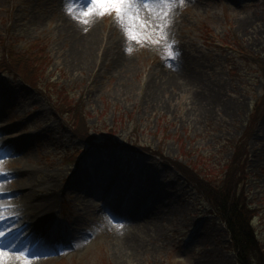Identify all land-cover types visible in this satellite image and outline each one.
Segmentation results:
<instances>
[{"label": "rangeland", "instance_id": "rangeland-1", "mask_svg": "<svg viewBox=\"0 0 264 264\" xmlns=\"http://www.w3.org/2000/svg\"><path fill=\"white\" fill-rule=\"evenodd\" d=\"M173 3L166 38L162 13L141 8L146 27L132 42L114 13L85 18L88 0H0V58L22 64V76L0 74V144L21 148L0 155V200L19 213L14 253L27 247L34 264H237L191 175L237 188L227 176L244 147L238 193L264 238V0ZM82 124L170 163L133 148H83L74 137ZM76 168L88 181L67 187ZM41 213L50 218L34 227Z\"/></svg>", "mask_w": 264, "mask_h": 264}, {"label": "trees", "instance_id": "trees-1", "mask_svg": "<svg viewBox=\"0 0 264 264\" xmlns=\"http://www.w3.org/2000/svg\"><path fill=\"white\" fill-rule=\"evenodd\" d=\"M33 48H37V45ZM28 51L32 52L31 49ZM16 65L20 66L22 64L20 59L15 58L12 55H9L8 59L4 58V56L0 58V69L4 70L7 68L13 73H20ZM35 65L37 66V63H35ZM84 129L85 127H83L82 124L81 128L75 133L78 134L82 130L84 131ZM112 138L113 136L109 135V139L111 140ZM147 150L149 149L147 148ZM246 150V147H244L238 161L233 165L236 174L228 173L227 176V179L232 183L233 181L236 182L237 188H230V186L226 187L225 185L223 187L219 186L220 182L215 183L211 178H200L199 176H196L195 173L191 175V179L193 178L192 182L195 181L194 185L196 186V189L198 187L200 191L198 193L207 204L210 213L224 223L229 245L235 253L237 264H264V238L258 236L254 231L252 222H250L249 212L253 209L247 203L245 193H238V186L241 185L243 177H247L248 175L245 173V167L247 164L246 159L248 157ZM164 161L170 163L168 160ZM182 170L185 171L186 169Z\"/></svg>", "mask_w": 264, "mask_h": 264}, {"label": "snow or ice", "instance_id": "snow-or-ice-1", "mask_svg": "<svg viewBox=\"0 0 264 264\" xmlns=\"http://www.w3.org/2000/svg\"><path fill=\"white\" fill-rule=\"evenodd\" d=\"M155 3L157 7H160L162 10V24L158 26V31L162 38L167 37V32L165 29L167 25L171 22L169 18L168 10L171 7H175L173 0H88V7L86 11L82 12V15L85 18H89L96 14L101 16L106 14H115L117 21L123 27V34L129 41L139 42L142 36L140 29L146 27V23L143 18L140 16V9L146 8L149 11L152 9L149 7L150 3ZM180 4L184 3V0H179ZM71 13V9L69 10ZM87 22V20H85ZM157 43L159 41H156ZM174 43V41L172 42ZM128 52L133 51L132 47H128ZM169 54L171 51L169 49ZM6 147L3 144H0V149ZM7 177H5L3 170L0 169V184L6 182ZM11 199V196L6 197ZM19 216L18 211H13L11 205H5L0 203V221L10 219L13 221L12 225L8 228L0 229V238H3L6 234L14 230L16 225V220ZM29 249L25 247L23 251L15 253V255L21 258V264H31V261L34 259H39V256H29ZM9 255V250L3 247H0V264H8L7 257Z\"/></svg>", "mask_w": 264, "mask_h": 264}, {"label": "bare ground", "instance_id": "bare-ground-1", "mask_svg": "<svg viewBox=\"0 0 264 264\" xmlns=\"http://www.w3.org/2000/svg\"><path fill=\"white\" fill-rule=\"evenodd\" d=\"M77 4L79 3L80 5H83V2H79V1H77L76 2ZM155 5V6H154ZM81 9H83V8H81ZM81 9H76V10H78L77 12L79 13L80 11H82ZM162 10H161V8L160 7H157L156 6V4L153 2V9L151 10V11H148L147 13H145V16L146 17H149V18H154L156 15H158L159 16V14L160 13H162L161 12ZM95 33V31H92V33H91V35L92 34H94ZM95 37V36H94ZM94 37H92V38H90V40H93L94 39ZM93 42V41H92ZM4 145L6 146V147H4L3 149H1L0 150V155H7V156H10L11 154H10V152H13V151H19L21 148H20V146H17L18 144H11L10 145V143L9 142H4ZM78 171V169L75 171V173H73V175H71V177L69 178V180H67L65 183H66V185H67V187H72V188H74V186L73 185H71V184H69V182H74V183H77L78 185H80V183H78V182H80V181H78V176H81L82 177V179H83V182H85V181H88V179H86L85 177H83V175H78L79 173H81V171H79V172H77ZM83 171V170H82ZM86 174H89V173H86ZM94 176H95V174H96V172H93L92 173ZM91 180L93 179V177H91L90 178ZM82 181V180H81ZM89 183H90V181H89ZM84 185V184H83ZM96 185L97 184H95V185H93V183L88 187L89 188V190H90V192H94L95 190H97V188H96ZM88 186V185H87ZM80 188H84V186H79ZM134 187H136V185H134ZM148 190H152V193H154V194H151V195H153V196H151V200H152V203L151 204H153V205H156L157 204V202H158V200L159 201H161V199H159V197H158V190L157 189H155L154 188V186H153V188H151V186L149 185V186H145V188L143 187V193H144V195L146 194V192H148ZM35 191V190H34ZM155 191V192H154ZM157 191V192H156ZM149 193V192H148ZM155 193H157L156 195H155ZM34 194V193H33ZM43 197H45V196H43ZM153 197V198H152ZM133 200H134V198L132 199V202H133ZM149 200V199H148ZM112 202V201H111ZM109 200H108V202L107 203H105L104 205L106 206V207H108L110 204H112ZM0 203H8V201L7 200H5V201H1L0 200ZM109 213V212H108ZM43 213H41L40 215H37V220H36V222L33 224L34 225V227H36V226H40V227H43L42 225H41V220L43 221V225L45 226L46 224H47V222H48V218H50V215H42ZM19 218H21V217H19ZM21 221V220H20ZM19 221V222H20ZM27 225V224H26ZM36 225V226H35ZM32 228V230L33 229H35V228ZM46 228V227H45ZM37 229H35V231H36ZM39 233V232H38ZM18 232L16 233V235H15V238H17L18 237ZM11 236V237H10ZM6 237H9V239L7 240V241H5V240H3L2 241V243H3V245H5V247L4 248H6V249H8L9 250V255H8V257H7V260H8V264H16L17 263V261H16V259L18 258L16 255H15V253L14 252H12L11 251V243L13 242V238H14V235L12 234V233H8V234H6ZM15 240V239H14ZM43 250V249H42ZM41 253L42 254H46L45 252H43V251H41ZM35 262L34 261H31V264H34Z\"/></svg>", "mask_w": 264, "mask_h": 264}, {"label": "clouds", "instance_id": "clouds-1", "mask_svg": "<svg viewBox=\"0 0 264 264\" xmlns=\"http://www.w3.org/2000/svg\"><path fill=\"white\" fill-rule=\"evenodd\" d=\"M126 51H128V50L126 49Z\"/></svg>", "mask_w": 264, "mask_h": 264}]
</instances>
